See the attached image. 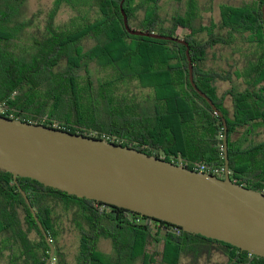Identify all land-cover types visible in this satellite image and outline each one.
Listing matches in <instances>:
<instances>
[{"label":"trees","instance_id":"16d2710c","mask_svg":"<svg viewBox=\"0 0 264 264\" xmlns=\"http://www.w3.org/2000/svg\"><path fill=\"white\" fill-rule=\"evenodd\" d=\"M26 1L0 0L1 115L171 162L179 156L183 166L203 163L223 178L210 169L224 167L223 123L190 84L183 43L127 32L121 0H53L42 15H28ZM159 2L124 0L129 26L188 43L193 80L226 119L231 180L264 193V0L221 3L219 20L208 23L193 0L171 15ZM62 6L72 12L58 23ZM16 180L0 169V264H44L50 252L18 185L54 246L49 264H67L58 243L67 230L77 235L75 264H154L156 255L179 264L213 248L224 256L214 264H264V257L174 224L32 178ZM103 240L109 252L100 248Z\"/></svg>","mask_w":264,"mask_h":264},{"label":"water","instance_id":"95a60500","mask_svg":"<svg viewBox=\"0 0 264 264\" xmlns=\"http://www.w3.org/2000/svg\"><path fill=\"white\" fill-rule=\"evenodd\" d=\"M120 7L127 32L175 40L186 47L192 87L221 117L224 176L197 171L105 138L72 133L0 114V169L28 177L77 197L126 208L229 243L264 257V193L231 180L227 157V124L222 112L193 80L188 43L177 37L132 29ZM264 22V3L261 6ZM28 205L50 248L54 246L25 191Z\"/></svg>","mask_w":264,"mask_h":264},{"label":"rangeland","instance_id":"374dc122","mask_svg":"<svg viewBox=\"0 0 264 264\" xmlns=\"http://www.w3.org/2000/svg\"><path fill=\"white\" fill-rule=\"evenodd\" d=\"M188 0H160L159 6L160 11L163 15H171L177 10L183 9L185 10L187 6ZM230 0H193L195 11L198 15L203 16V22L208 23L209 18H212L215 21L219 20V6L221 3L229 2ZM237 1V2H236ZM241 0H231L234 3H240ZM53 0H27L26 1V11L28 15L32 12H40V15L44 14V12L51 6ZM72 10L67 6H62L56 15V20L58 23L66 22L69 17L71 16ZM224 53V57L226 54H229L227 50ZM213 59L207 60V63L210 64ZM217 63L218 60H217ZM225 87V84H222V88ZM225 104L228 106L229 99L225 100ZM58 243L61 247V250L65 252V259L67 264H75V253L78 248V240L77 235L75 232L71 231H64L58 237ZM100 248L104 252L110 251V244L109 241L103 240L100 243ZM159 250V246H152L150 247V251L152 250ZM224 260V256L218 251V249L213 248L209 251V253L202 254L197 261L192 262V258L187 256L181 258L179 264H214V262H221ZM154 264H166L163 263L159 257L156 255Z\"/></svg>","mask_w":264,"mask_h":264},{"label":"built area","instance_id":"2783aa9c","mask_svg":"<svg viewBox=\"0 0 264 264\" xmlns=\"http://www.w3.org/2000/svg\"><path fill=\"white\" fill-rule=\"evenodd\" d=\"M174 163L183 166V160L179 156L175 158ZM193 169L197 170V171L207 172V166L205 164H203V163L199 164L198 166L194 167ZM210 169L214 173H219V172H223L224 171V167H221V168L211 167Z\"/></svg>","mask_w":264,"mask_h":264},{"label":"flooded vegetation","instance_id":"af4514ba","mask_svg":"<svg viewBox=\"0 0 264 264\" xmlns=\"http://www.w3.org/2000/svg\"><path fill=\"white\" fill-rule=\"evenodd\" d=\"M221 136H224V134L223 135H221ZM157 154H159V155H162L161 153H157ZM224 172V171H223Z\"/></svg>","mask_w":264,"mask_h":264}]
</instances>
